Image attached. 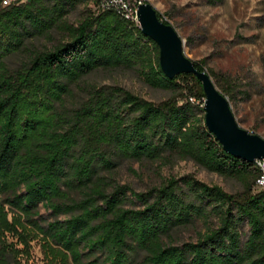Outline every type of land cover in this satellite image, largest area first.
<instances>
[{
    "label": "trees",
    "instance_id": "1",
    "mask_svg": "<svg viewBox=\"0 0 264 264\" xmlns=\"http://www.w3.org/2000/svg\"><path fill=\"white\" fill-rule=\"evenodd\" d=\"M55 33L62 39L50 48L33 47ZM14 52L26 59L10 68L5 58ZM193 62L211 76L203 61ZM120 66L136 67L171 96L153 102L120 86L88 85L81 101L69 103L83 76ZM203 99L194 75L166 77L155 42L99 0H0V263L15 254L4 232L22 236L23 217L72 264H264L257 169L223 150L206 127ZM171 156L234 178L244 190L230 194L182 176L136 192L112 176L124 160ZM39 205L55 218L40 222ZM186 228L194 236L178 241Z\"/></svg>",
    "mask_w": 264,
    "mask_h": 264
},
{
    "label": "rangeland",
    "instance_id": "2",
    "mask_svg": "<svg viewBox=\"0 0 264 264\" xmlns=\"http://www.w3.org/2000/svg\"><path fill=\"white\" fill-rule=\"evenodd\" d=\"M142 1L151 3L158 12L166 14L184 41L185 54L192 61H203L212 80L221 88H229L230 95L226 97L240 126L264 138V0ZM80 11L81 8L71 14L69 20H77ZM61 39L62 35L55 33L52 38L34 41L33 47L43 50ZM25 59L24 53L14 52L8 54L5 61L10 68H17ZM88 85L120 86L153 102L162 101L172 93L148 85L136 67L98 68L73 86L69 103L81 101ZM112 176L116 182L129 185L136 192L158 186L170 177L182 176H192L208 185L220 186L230 194H240L244 190L234 178L221 176L192 160L175 156L155 162L124 160ZM253 189L256 190L255 184ZM4 211L7 221L12 223L15 216L12 207L6 204ZM38 212L42 223L55 218L41 205ZM19 222L16 229L18 233L22 232V236L4 232L6 243L15 249V254L8 257V262L0 264H72L67 254L51 248L46 237L26 223L23 217ZM193 232L192 228L182 229L176 233V239H192Z\"/></svg>",
    "mask_w": 264,
    "mask_h": 264
},
{
    "label": "water",
    "instance_id": "3",
    "mask_svg": "<svg viewBox=\"0 0 264 264\" xmlns=\"http://www.w3.org/2000/svg\"><path fill=\"white\" fill-rule=\"evenodd\" d=\"M135 17L141 32L158 46L159 65L164 75L171 79L179 74H192L199 81L204 94L206 127L223 150L248 162L264 159V138L240 126L226 95L216 86L211 76L196 68L185 54L184 41L176 28L159 18L155 7L146 1L137 5Z\"/></svg>",
    "mask_w": 264,
    "mask_h": 264
},
{
    "label": "built area",
    "instance_id": "4",
    "mask_svg": "<svg viewBox=\"0 0 264 264\" xmlns=\"http://www.w3.org/2000/svg\"><path fill=\"white\" fill-rule=\"evenodd\" d=\"M15 0H1L2 5H8ZM100 7L102 9H114L125 18L132 19L136 21L135 13L137 5L142 2V0H134L130 2L128 0H99ZM257 169V178L255 181L256 189H264V159H258L254 162Z\"/></svg>",
    "mask_w": 264,
    "mask_h": 264
}]
</instances>
